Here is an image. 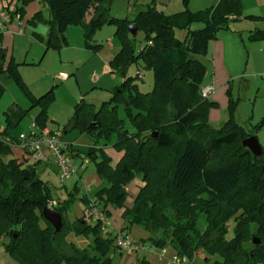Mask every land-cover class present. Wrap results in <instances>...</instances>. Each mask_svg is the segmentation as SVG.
<instances>
[{
    "label": "trees",
    "instance_id": "16d2710c",
    "mask_svg": "<svg viewBox=\"0 0 264 264\" xmlns=\"http://www.w3.org/2000/svg\"><path fill=\"white\" fill-rule=\"evenodd\" d=\"M31 1L15 0L11 14L22 18ZM39 1L47 6L48 18L39 10L27 22L47 25L46 37L33 32L46 49L66 46V28L80 25L85 46L97 51L100 45L90 41L93 32L106 22L114 23L120 49L108 66L122 81L97 108L81 98L64 126L88 137L90 145L80 153L94 163L103 186L92 199L73 188L57 201L52 209L62 217L59 231L42 216L54 197L51 185L36 172L38 160L19 162L4 141L10 135L8 127L0 130V216L10 225L0 242L5 253L20 264H114L109 254L118 249L114 232L103 235L99 223L85 216L66 220L79 198L86 208L94 200L108 216L107 207L123 208L126 225L121 229L128 231L137 224L149 233L143 242L160 249L169 245L189 261L202 252L206 264H264V149L254 155L242 145L255 133L235 121L237 101L230 89V118L220 128L209 123V109L217 103L201 93L207 69L198 58L206 54L219 29H229L241 18L264 21V16L243 15L241 0H218L197 11L188 8L189 0H182L183 9L170 14L150 0L132 18L110 16L108 0ZM193 23L201 27L193 29ZM130 24L142 32L141 39L130 36ZM248 38L264 40V29L253 27ZM5 57L0 46V73L12 78L29 99L25 112L37 107L34 119L40 127L46 126L55 85L33 95L12 57L3 69ZM132 64L152 70L151 90L139 89V71L128 74ZM120 106L124 116L119 115ZM109 146L122 152L114 166L104 150ZM134 178L143 185L126 207V186ZM230 219L233 234L227 238ZM71 233L92 235L91 245L78 247L67 240Z\"/></svg>",
    "mask_w": 264,
    "mask_h": 264
},
{
    "label": "rangeland",
    "instance_id": "374dc122",
    "mask_svg": "<svg viewBox=\"0 0 264 264\" xmlns=\"http://www.w3.org/2000/svg\"><path fill=\"white\" fill-rule=\"evenodd\" d=\"M34 1L29 2L26 7ZM149 1L150 0H108L106 1V4H108L110 16L117 18H130L134 12L145 8ZM175 1L176 0H171V3H167L166 5L161 3L160 0H155V7L162 10L165 14L182 10L183 4H177ZM36 3L39 4L38 0H36ZM40 3L41 5L39 9L42 11L43 16L48 18L49 10L47 6L42 4V2ZM188 8L191 11L204 9V7L198 8L195 6H192L193 9L189 6ZM260 10L264 12V4H260L257 0H245L244 4H242L243 15L260 14L258 16H263L264 13L260 12ZM248 22L250 23V20L245 23L242 22L243 24H238L237 21L233 22L230 25L231 28L219 29L217 31V35L222 31V33L229 35L228 37H232V39L229 38L231 48L230 54L226 59V63L229 65L230 70L229 89L231 91L232 98L234 101H237V106L234 111V119L247 131L254 132L258 142L264 149V63L261 61L263 52H261L259 48L260 45L257 43V41L262 40H250L248 38L249 29L252 28L249 27ZM252 23L254 22L252 21ZM262 23L263 25L258 26H264V22ZM37 24L43 25L44 23L39 21L36 25ZM33 26L34 24H29L26 21L25 34L31 38L33 43H30L25 39H21L19 41L18 59L25 58L27 60V62L20 65L21 77L26 85L29 88H32L34 92L40 93L41 90L44 92V90H47L51 86L55 85L54 98L47 106L48 119L46 126L51 129L58 128L63 132L66 131L64 126L72 116L74 106L81 98H84L87 102L93 103L97 108L103 101L110 98L111 88L122 81V78L117 74L107 70L109 59L112 58L120 49V39L115 33L116 25L112 22H106L93 32L90 39L93 44L96 43L100 45L97 51L85 46L83 38V47L81 48L74 46L67 47V44L59 49L51 47L48 49L45 48L46 51L44 53V42H41L35 35H33V33H31ZM199 27H201V23H193L191 26L193 29ZM177 35H180V32H177ZM142 36L143 34L141 31L137 32V40L141 39ZM108 39H111L110 41L113 45L112 49L107 46ZM41 54L43 55L41 56ZM204 56H199L198 58L206 65ZM137 71L142 74V78L136 79L139 89L142 92L151 90L153 85L152 70L144 69L134 64L128 68L129 75L134 76ZM61 72H64L66 77L63 79H56L54 76ZM2 80V82H4V89L3 91L0 90V125L3 127L9 126V129L13 131V135L11 136L15 138L19 133H21V131L26 132L28 130V125L29 122H31V119L30 116L26 114L18 121L17 125L14 126L12 123L9 124V117H7V115L12 117V111L8 108L9 106L14 107L16 102H18V104H22L19 105L20 107H24V105L30 106V104L24 92L12 78L3 76ZM207 80V77H205L202 84L206 85ZM209 99L211 100V96ZM212 109H215L217 112L219 111V114L217 115V112L216 114L211 112ZM29 111H32V114L34 115L37 113L38 108L34 107ZM228 113V106L227 109H221L220 111L219 105L217 104L215 107L209 109L208 121L214 128H220L230 118ZM119 115L124 116V111L121 106L119 107ZM64 135L66 139H73L81 134L77 128H72L66 131ZM84 139H88V137L85 135ZM87 147L88 146L85 145L83 147L84 150H86ZM106 148H109L113 155L117 152V150L111 146ZM22 150L24 151L23 148ZM43 151L46 153V156H49V151L46 148H44ZM33 157L34 156H31L27 159V161L32 163L35 160ZM89 162V169H93L94 163L92 161ZM42 163L44 162H41L40 166L47 167L43 172L42 170H39V172H42L41 174L44 180H49L50 183H48L53 189L55 187H61L63 182H61L59 176L52 171L50 166L51 164L47 165ZM75 180V176H72L64 181L68 191L72 190ZM78 182L79 190L82 192L85 187H83V182L81 180ZM64 191L65 190H62V193ZM130 198L131 192L128 194L125 203L129 202ZM83 205L84 203L79 198H76L66 213V220L73 221L77 216L83 215ZM86 217L90 222H95V220L88 215V210L85 213V218ZM233 225L234 221L233 219H230L227 222V238H230L233 234ZM130 232L132 238L138 242H142L143 240H141V238L144 239L146 238L145 236L148 235V232L137 224L131 225ZM5 233L6 232L2 234L4 235ZM67 240L72 241L78 247H86L91 245L93 237L92 235L76 236L71 233L67 236ZM154 249L156 250L158 248L154 247ZM149 252L150 250L143 248L140 249V251L133 253H137L138 258L141 259L142 255L145 253L150 257L152 254ZM201 253L202 252H198L197 256L195 254V260L191 263L189 261V264H206ZM109 254L113 258L114 264H121L122 257L127 255V251L120 250L119 252L118 249H111ZM163 257H165V254ZM171 257L172 255H166L165 262L171 259ZM0 263L20 264L17 260L5 253L1 244Z\"/></svg>",
    "mask_w": 264,
    "mask_h": 264
},
{
    "label": "crops",
    "instance_id": "0c3cea01",
    "mask_svg": "<svg viewBox=\"0 0 264 264\" xmlns=\"http://www.w3.org/2000/svg\"><path fill=\"white\" fill-rule=\"evenodd\" d=\"M217 1L218 0H189L188 6L191 9H193L192 6L193 7L195 6L198 8H203V7L205 8V7H209V6L216 4ZM244 1L245 0H241L242 4H244ZM257 1L260 4H264V0H257ZM38 2H39V4H37L36 0H35L31 4H29L27 7H25V14L22 16V18H19V20H17L16 18H13L12 21L6 26V28L4 30L0 31V46L2 48H4L6 51V57H5V60L3 63V69H5L9 58L12 57L19 64L18 70H19V73L21 75L20 65L27 62V60L25 58L18 59V55H19L18 47L20 45L19 41L21 39H25L26 41L33 43V41H31V38L25 34L26 33L25 32V23L30 17H32L37 11L40 10L39 7H40L41 3L39 0H38ZM160 2L167 5V3L168 4L171 3V0H160ZM175 2H177V4L179 3L182 5V0H176ZM14 5H15V0H0V8H6L11 12H13V10H14ZM138 11L134 12L130 18H132ZM260 12H262V11L260 10ZM262 13H264V12H262ZM90 15H91V13L88 14V16L86 17V20H88L90 18ZM258 15H260V14H258ZM48 16H49V13H48ZM246 21H248V20L241 18L237 22H238V24H241L242 22L245 23ZM253 22L254 23H252V20H250V23L248 22L249 27H252V28L253 27H260V28L264 29V26H262V27L258 26V25H263L262 22H264V21H253ZM252 28H250L249 30H251ZM47 31H48L47 25H44V24L43 25H40V24L36 25L35 24L33 26V29L31 30V33L36 32L42 36H45ZM65 35H66L67 43H68L67 47H72V46L77 47V48L83 47V36H82L83 35V29L81 26L69 25L65 30ZM228 36L229 35H227L226 33H222V31L219 32L218 35L216 36V38L209 42L208 48H207V54L204 56V58L206 60L205 63H206V69H207L206 74H205V77H207V79H208L207 84H210L214 87V92L210 95L211 100H214L219 105L220 111H221V109H227V106H228L227 89H229V87H230L229 86L230 70H229V65L226 63V59H227L228 55L230 54V48H231L230 43H229V38L232 39V37H228ZM110 40L111 39H108L107 46H108V48L112 49L113 45H112ZM257 43L260 45L259 48H260L261 52H263V54L261 56V58H262L261 61L264 63V40L257 41ZM253 44H255V43H253ZM43 51L45 53V51H46L45 47H44ZM226 51H227V55H226ZM42 55L43 54H41V56ZM107 70L110 72L108 64H107ZM60 74L66 75L64 72H61V73L55 75L54 77L56 79H63V78H58V75H60ZM3 76H5V74L0 73V90H2V91L4 89V82H2ZM205 77H204V79H205ZM29 89L32 92V94L35 96H38V95L43 93L42 92L43 90H41V92L39 93V92H34L32 88H29ZM45 91L46 90H44V92ZM27 100L30 104V101L28 98H27ZM16 105L14 107L9 106V108H8L12 111V117L7 115V117H9V121H8L9 124L12 123V125H14V126L17 125L18 121L26 114H28L30 116V119L35 116L36 113L33 115L32 111L25 112V110L28 109L29 106L24 105V107H20L19 105H22V104H18V102H16ZM6 112H8V111H6ZM211 112L216 114L217 111L215 109H212ZM214 114H213V116H214ZM218 114H219V111L217 112V115ZM4 128L5 127L0 125V130H3ZM8 130L10 132V135H13V131H11L9 129V126H8ZM64 133H66V131H63V139L71 144V149L74 150L73 151V158H74L75 162H77V164H79L81 162V155H83L80 152L84 151L83 147L85 145L86 146L90 145V141H89V139H84V136H85L84 133H80L81 135H78L73 139H66ZM104 150L111 157V165L114 166L116 164V162L119 160V158L121 157L122 152L117 151L113 155L109 148H105ZM78 152L80 154L76 155V153H78ZM11 153H12V156L14 158H16L19 162L24 161V160L27 161V159L30 158L25 153V151H23L22 148L16 144L11 146ZM27 162H29V161H27ZM41 162H44L42 164H47V165L51 164L50 166H51L52 171L57 174L56 166L53 163L51 157L46 156V158L44 160L37 161L36 165H35L36 172L39 174V176L43 180H44V178H43L41 173L47 167L40 166ZM89 163L90 162L88 161V163L86 164L85 167H80L78 169V171L72 175V176H75V178H76V180L74 181V184L72 186V189L73 188L77 189L78 195H87L88 198L92 199L94 191L96 189H98L99 187L103 186V182H102L101 178L98 176V174L95 170V167H93V169H89ZM39 170H42V172H39ZM79 180H81L83 182L82 185H83V187H85L82 192L79 190V187H78V183H79L78 181ZM44 181H47L50 183V181L47 179ZM62 185H61V187H55L53 189V197L57 201H62L63 199L66 198V196L69 193L68 189L66 188V184L63 182ZM142 185H143V182L139 178H134L130 182V185L128 184L126 186V190H127L128 194L131 192V198L129 199V202L125 203L126 207H130L132 205L134 197H135L136 193L138 192L139 187ZM62 190H65V191L62 193ZM83 206H84L82 209L83 215H80L77 217L85 216V213L87 212V208L85 205H83ZM107 208L110 211V219H111V228L110 229H111V232H115L119 228L124 227L126 225V220H124L121 216L122 212H123V208L114 209L110 206ZM9 228H10L9 223L2 216H0V238H2V235H3L2 233L7 232L9 230ZM128 231H129V233H131L130 232L131 226L128 228ZM148 236H149V233L145 237L147 238ZM146 238H144V239H146ZM144 239L141 238V240H144ZM119 252H120V250H119ZM149 253L152 254L150 257L147 256V254L145 253L142 255V258L139 259L137 253L134 254L133 252L127 251V255L122 257V263L121 264H144L143 260L146 261L145 264H167L168 260L165 262L166 255L171 256L175 253V251L171 246L167 245L163 249L158 248L155 250L154 248H152V250ZM164 254H165V257H163ZM196 256H197V254H196ZM196 256H194L190 260V263L195 260ZM202 256H203V254H202Z\"/></svg>",
    "mask_w": 264,
    "mask_h": 264
},
{
    "label": "built area",
    "instance_id": "2783aa9c",
    "mask_svg": "<svg viewBox=\"0 0 264 264\" xmlns=\"http://www.w3.org/2000/svg\"><path fill=\"white\" fill-rule=\"evenodd\" d=\"M13 18L19 20V14H11L6 8H0V31L4 30L6 26L12 21ZM141 76V74H139ZM66 75L60 74L58 78H65ZM214 92V87L210 84L204 85L201 93L204 97H210ZM4 141L12 146L19 144L28 155L38 161H42L46 158V153L43 151L46 148L49 151L53 163L56 166L57 174L64 182L75 174L80 167H85L88 163V159L84 155H81V162L77 164L73 158V151L71 144L63 139V132L60 129H51L47 126L40 127L34 117L31 118L28 130L21 132L17 137L13 138L10 135L4 137ZM57 204L56 199H51L48 202V207L53 208ZM88 215L99 223L101 233L103 235L109 234L111 228L110 216L106 214L105 210L98 207L94 200H90L88 207ZM115 245L119 250H126L130 252H138L140 249L147 248L152 250L154 248L149 242L135 241L129 231L119 228L115 232ZM2 238H0L1 242ZM167 264H189V260L185 256H180L174 253L167 261Z\"/></svg>",
    "mask_w": 264,
    "mask_h": 264
},
{
    "label": "water",
    "instance_id": "95a60500",
    "mask_svg": "<svg viewBox=\"0 0 264 264\" xmlns=\"http://www.w3.org/2000/svg\"><path fill=\"white\" fill-rule=\"evenodd\" d=\"M129 31L132 36H135L137 33V26L135 24H130ZM242 145L247 147L254 155L262 154V147L255 135L245 138L242 141ZM30 169L34 171L32 166H30ZM42 216L54 227L55 231H59L61 229L62 217L57 211L46 206L42 209Z\"/></svg>",
    "mask_w": 264,
    "mask_h": 264
}]
</instances>
